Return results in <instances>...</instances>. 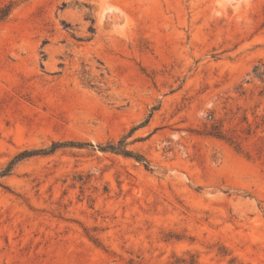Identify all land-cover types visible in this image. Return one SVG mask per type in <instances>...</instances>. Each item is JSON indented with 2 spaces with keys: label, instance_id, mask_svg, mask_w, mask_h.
Returning <instances> with one entry per match:
<instances>
[{
  "label": "rangeland",
  "instance_id": "1",
  "mask_svg": "<svg viewBox=\"0 0 264 264\" xmlns=\"http://www.w3.org/2000/svg\"><path fill=\"white\" fill-rule=\"evenodd\" d=\"M260 64L264 0H0V170L94 146L0 179V264H264Z\"/></svg>",
  "mask_w": 264,
  "mask_h": 264
},
{
  "label": "trees",
  "instance_id": "2",
  "mask_svg": "<svg viewBox=\"0 0 264 264\" xmlns=\"http://www.w3.org/2000/svg\"><path fill=\"white\" fill-rule=\"evenodd\" d=\"M262 67H264L262 64L257 65L254 67V75L255 78L259 79V81L264 85V70H261ZM144 125L141 124L137 127L132 128L131 130H129V132L123 136H121L117 142L113 143H107L106 145H99L97 146V148L102 151V152H108V153H112V154H116V155H121L124 157H128V158H132L134 160H136L137 162H142L144 163V167L147 168V162L144 160V158L130 150L128 147L131 144L130 141H128V139H130L133 135V133L143 127ZM209 135L218 138V139H222V140H226L228 142H230L231 144H236L234 138L230 137L227 138L225 133L221 130L220 126H212L211 130L208 132ZM66 147H72V148H84V147H90V148H94V146L92 144L89 143H80V142H53L51 144V146L48 149H44V150H34V151H24L20 154H18L17 156L14 157V159H12L8 165L0 170V179L7 177L9 175H11L14 167L20 163L21 161L30 158L32 156H36L39 154H43V155H48L51 154L53 152H55L58 149L61 148H66Z\"/></svg>",
  "mask_w": 264,
  "mask_h": 264
}]
</instances>
